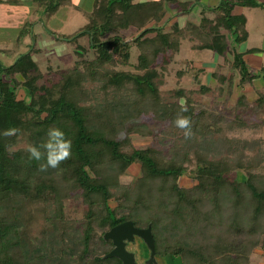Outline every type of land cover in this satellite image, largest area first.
<instances>
[{"label": "trees", "instance_id": "1", "mask_svg": "<svg viewBox=\"0 0 264 264\" xmlns=\"http://www.w3.org/2000/svg\"><path fill=\"white\" fill-rule=\"evenodd\" d=\"M41 1L51 12L70 0ZM247 1L220 0L214 7H203L215 11L212 18L202 14L198 24L186 22L182 28L173 22L165 31L162 23L168 9L170 18L190 12L192 2L94 0L86 23L63 37L75 43L78 58L72 68L45 77L31 51L8 65L0 61V264H119L116 257H104L112 243L103 233L126 220L136 227L150 225L154 258L176 259L169 264H249L257 247L264 257V173L256 170L260 157L243 152L258 139L230 137L218 128L212 132L214 116L207 110L195 109L188 98L163 103L159 91L165 66L179 51L185 33L194 49L231 55L229 65L237 70L240 85L256 76L231 50L246 37L244 18L231 11ZM131 27L138 32L127 38L122 31ZM82 36H87L92 58L83 57L86 49L77 43ZM133 46L138 49L134 64ZM116 64H132L134 71L115 70ZM213 76L221 84L231 82L230 76ZM259 76L264 83V67ZM95 79L129 93L98 108L86 104L84 80ZM183 93L175 91L177 97ZM236 101L244 105L243 94ZM181 104L187 112L181 113ZM253 108L264 109V91L258 92ZM139 114L173 123L178 114L188 116L193 135L183 137L181 148L167 154L153 146L131 147L128 137L119 138L118 132L127 119ZM263 124L264 117L249 123L237 114L228 128ZM50 127L60 128L71 139L72 156L59 168L40 172L42 161L29 159L25 147L39 145ZM13 128L19 132L4 135ZM141 129L127 125V131ZM21 141L26 145L17 147ZM173 144L177 146V141ZM211 150L216 157L210 158ZM190 154L195 159V183L185 187L178 179L188 170ZM134 163L140 175L133 184H121L119 176ZM237 170L244 171L241 181L236 179ZM71 192L83 204L78 225L66 216L65 198ZM27 200L46 206L35 241L26 230Z\"/></svg>", "mask_w": 264, "mask_h": 264}, {"label": "rangeland", "instance_id": "2", "mask_svg": "<svg viewBox=\"0 0 264 264\" xmlns=\"http://www.w3.org/2000/svg\"><path fill=\"white\" fill-rule=\"evenodd\" d=\"M68 5L67 2H61L57 7L58 9L56 8L57 10L50 12L45 10L46 4L44 2H24L23 9L30 14L32 9L38 7V10L32 17V21L40 27H43L44 35L35 34L34 37H32L30 27L27 25L17 30L16 28H4L5 30H0V45L2 44L10 48L5 54L0 53V61L4 65H8L12 62V57H16L17 54L23 52L31 51L29 48L34 46V48L36 47L38 49H34L35 54L32 58H34L39 71L45 77H54L60 70L72 68L74 61L78 58L74 52L75 43L73 41H66L63 37L70 36L81 28V26L86 23L88 18L87 13L89 12L85 13V17L82 14L72 12ZM16 6L18 5L12 6V9L16 8ZM167 14L166 21L162 23V28H164L165 31H170V13ZM15 31H19V33ZM137 32L136 29L131 27L123 30L122 34L127 38H131L137 34ZM184 37H187L186 33ZM77 43L83 45L86 49L83 55L84 58L89 59L94 56L93 50L88 47L87 36L79 37ZM181 44L179 56L184 57L187 54L193 53L188 48L187 40H183ZM137 55L138 49L134 46L131 47L130 63L134 64L136 62ZM132 64H116L113 68L115 70L123 69L134 71ZM193 73L194 72L191 71V67H189L188 64L180 62L179 57L178 62L170 61L165 66L162 76L163 79L160 80L159 84V91L163 103H183L184 100L188 98L192 107L195 109L207 110L209 114L214 116L210 123L212 132H215V130H217L216 128H218L222 130V134L230 137H239L249 141L258 139L257 144L244 147L243 152L246 153V155H258L260 159L258 160L259 163L256 170L264 173V124L256 127L228 128L237 114L251 123L252 121L264 117V109L259 110L253 108L254 100L253 98L251 99V97H247V99L245 97L244 105H238L236 97L241 93V87L237 84L235 85L237 87H233L234 81L231 80L230 83L227 81L223 84L219 81L210 82L209 85H204L206 87L205 89L202 88L204 86L199 83L198 79H194L192 76ZM18 78L20 79V77ZM230 78H232V75ZM259 85H262V81L258 82V86ZM84 86L87 92L84 96V103L91 104L97 108L104 103L113 102L114 98L120 99L122 96L124 97L126 93H129L125 88L116 90L112 86H102V81L100 79H95L93 81L84 80ZM178 89L184 90L181 97H177L175 94V91ZM254 95L256 94L254 93ZM246 102L251 103L249 105ZM148 108L149 107L145 105L143 109L148 110ZM130 123L136 125V127H142L141 131H127V125ZM120 129L118 137H128L129 146L134 148L153 146L157 149H161L163 153L167 154L170 153V150L181 148L184 143L183 133L174 127L173 121L170 122L169 120L163 119L153 120V116L149 114H139L127 119L126 122L121 125ZM174 140L177 141V146H174ZM25 145L26 142L21 141L18 142L16 146ZM209 153L210 158L217 156L216 154L213 156L212 150ZM190 156L192 160L187 164V172L182 174L178 179L179 184L185 187L192 186L195 183L193 178L195 159L193 155L190 154ZM139 175L140 169L138 165L134 163L126 169L123 175L119 176V182L121 184H133ZM235 176L238 181L243 180L244 171L237 170ZM65 202L68 220L72 224L78 225L83 208L80 196L75 192H71L70 196L65 198ZM45 208L44 202L40 200H27L25 202L26 230L32 241H35L43 228L45 222ZM96 232L98 235L100 230L96 229ZM125 247L127 250L134 253L136 264H147L146 260L149 251L139 237L136 236L133 241L127 242ZM172 262H176V259L172 256L166 258L160 256L156 257V264H169ZM249 264H264V257L259 247L255 248L251 253Z\"/></svg>", "mask_w": 264, "mask_h": 264}, {"label": "crops", "instance_id": "3", "mask_svg": "<svg viewBox=\"0 0 264 264\" xmlns=\"http://www.w3.org/2000/svg\"><path fill=\"white\" fill-rule=\"evenodd\" d=\"M94 0H70L65 1L69 5V9L72 12L82 14L86 17V12L92 10ZM145 1V0H138ZM192 2V8L190 12L171 15L169 22L172 24L176 22L180 28L186 23L190 22L193 24H198L201 15H205L208 18H212L215 15L214 10L204 9L203 7H214L218 4L220 0H179ZM24 2L39 3L43 2L41 0H0V30H5L4 28H16L21 29L23 26L30 27L31 36L34 35H44L43 27L36 23H33L32 17L37 8L32 9L31 14L23 9ZM250 3V4H249ZM16 8L12 9V6ZM58 9V8H57ZM56 9V10H57ZM46 10V9H45ZM85 11V12H83ZM168 11H170L168 9ZM84 13V14H83ZM170 13V12H168ZM231 13L233 15L242 16L244 18V30L246 32V37L240 43L234 44L231 50L238 52L244 63L246 64L248 70L256 74L251 81L239 84V74L237 70L230 67L229 62L231 61V55H220L209 49H194L192 48V41L189 37H184L180 40L179 51L181 47V42L183 40L188 41V48L192 54H187L186 56H179V51L175 53L172 62H178V57L180 62L183 64H188L191 67V71L194 73L192 76L194 79H198L201 85H209L210 82L219 81L213 74H219L223 77L228 78L232 75L231 80L234 81L233 87L236 84L241 87V93L244 97H251L255 100L258 96V92L264 91V83L262 78L259 76L261 69L264 67V0H248L244 5H235L232 8ZM30 24V25H29ZM19 33V31H15ZM1 42V41H0ZM10 48L5 45H0V53L5 54ZM31 49L32 57H34V49ZM213 52V53H212ZM19 53V52H17ZM21 54V53H20ZM20 54H17L20 55ZM220 55V56H219ZM16 56V57H17ZM16 57H12L14 60ZM34 59V58H33ZM12 60V61H13ZM197 71V74H196ZM262 81V85L258 86V82ZM227 82V81H226ZM222 86V85H220ZM254 93L256 95H254ZM238 94V96L240 95ZM237 96V97H238ZM236 97V99H237ZM252 100V101H253ZM250 105V103L246 102Z\"/></svg>", "mask_w": 264, "mask_h": 264}, {"label": "clouds", "instance_id": "4", "mask_svg": "<svg viewBox=\"0 0 264 264\" xmlns=\"http://www.w3.org/2000/svg\"><path fill=\"white\" fill-rule=\"evenodd\" d=\"M187 112V107L181 104V113ZM176 128L180 129L185 139L193 135L192 122L188 116L178 114L174 120ZM19 129L6 130L4 135H15ZM29 159L42 161L39 164L40 172H47L49 169H57L72 156V141L58 127H50L47 130L46 138L39 144L28 143L25 147Z\"/></svg>", "mask_w": 264, "mask_h": 264}, {"label": "water", "instance_id": "5", "mask_svg": "<svg viewBox=\"0 0 264 264\" xmlns=\"http://www.w3.org/2000/svg\"><path fill=\"white\" fill-rule=\"evenodd\" d=\"M139 237L149 251L146 263L156 264L154 258L155 248L154 239L151 234L150 225L146 227H136L131 220H126L111 227L103 233L105 240H110L112 248L104 257H116L120 260L119 264H136L134 253L126 249V243Z\"/></svg>", "mask_w": 264, "mask_h": 264}]
</instances>
